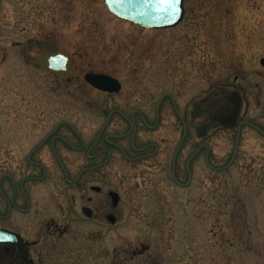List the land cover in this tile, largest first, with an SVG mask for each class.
Instances as JSON below:
<instances>
[{"label":"rangeland","instance_id":"obj_1","mask_svg":"<svg viewBox=\"0 0 264 264\" xmlns=\"http://www.w3.org/2000/svg\"><path fill=\"white\" fill-rule=\"evenodd\" d=\"M6 5L8 15L0 18V107L7 123L68 118L91 141L105 121L111 96L95 93L83 75L122 69L118 75L126 85L132 74L144 76L153 99L173 90L183 104L197 100L199 105L212 84L221 89L237 75L247 117L261 113L264 124V0H185L182 20L164 29L119 19L104 0ZM36 39L53 41L72 54L70 96L63 93L62 76L37 67ZM198 120L199 127L205 126L206 114ZM205 134L200 139L206 141ZM246 138L254 146H247L228 173L213 179L200 160L197 177L187 187L154 176L159 169L146 161L130 164L115 156L86 177L87 189L89 184L103 189H88L95 196L93 216L79 207L54 210V220L69 225L64 233H53L50 248L39 245L36 264H264V151L256 148L258 136ZM108 189L120 194L115 207ZM108 213L115 214V222L106 218Z\"/></svg>","mask_w":264,"mask_h":264},{"label":"flooded vegetation","instance_id":"obj_2","mask_svg":"<svg viewBox=\"0 0 264 264\" xmlns=\"http://www.w3.org/2000/svg\"><path fill=\"white\" fill-rule=\"evenodd\" d=\"M13 1L0 0V18L7 17L6 4ZM71 70L70 65L66 74L49 72L62 76L63 93L68 96ZM121 70L111 74L120 83L114 91H102L85 81L95 93L111 96L105 121L91 141L87 131L68 118L56 123H7L0 107V229L14 231L21 237V245L0 243V264H36L39 245L50 248L46 245L53 233H64L69 225L67 222L60 225V220H54V210L69 212L71 206L79 207L82 212V207L87 206L91 209L88 216L91 218L95 196L88 194V189L96 193H102L103 189L95 184H89L87 189L86 177L97 174L115 156L130 164L146 161L160 170L154 176L170 177L178 186L187 187L197 177L200 160L213 179L235 167L247 152V146L250 149L254 146L247 143V134L258 136L256 148L264 151L262 114L257 118L247 117L237 75L232 85L221 89L218 83L210 86L205 102L212 107L203 111L205 102L199 105L197 100H191L183 104L177 97L178 92L173 90H163L153 99V91L150 84L144 82V76L132 74V82L126 85L118 75ZM229 91L237 92L241 102L233 123L223 124L218 118L220 109L214 103ZM88 100L107 108L93 97ZM203 113L207 121L205 126L199 127V114ZM48 116L51 120L47 112ZM202 133H206V141L200 139ZM93 186L99 189H92ZM109 190L106 194L115 207L120 194L117 192L118 203L113 206Z\"/></svg>","mask_w":264,"mask_h":264},{"label":"water","instance_id":"obj_3","mask_svg":"<svg viewBox=\"0 0 264 264\" xmlns=\"http://www.w3.org/2000/svg\"><path fill=\"white\" fill-rule=\"evenodd\" d=\"M185 0H104L108 10L116 17L138 24L149 29H160L173 27L183 18ZM36 46L39 49H47V52L37 53L34 56L39 67L54 73H68L71 54L60 49L54 42L37 39ZM264 65V57L260 60ZM85 80L91 85L103 90L114 91L120 87L116 78L109 74L98 72H87ZM240 97L237 92L230 91L215 100V105L220 109L218 118L223 124H232L240 107ZM211 103L203 106L204 111H209ZM92 189L98 190V186ZM112 205L118 203L119 195L115 191H109ZM82 211L90 216L91 209L87 206ZM110 222H115L112 213L107 215ZM15 243L21 245V237L18 233L7 229H0V243Z\"/></svg>","mask_w":264,"mask_h":264}]
</instances>
